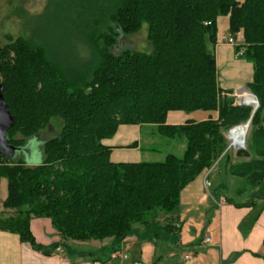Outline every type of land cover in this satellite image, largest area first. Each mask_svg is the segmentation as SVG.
Returning <instances> with one entry per match:
<instances>
[{
    "label": "trees",
    "instance_id": "16d2710c",
    "mask_svg": "<svg viewBox=\"0 0 264 264\" xmlns=\"http://www.w3.org/2000/svg\"><path fill=\"white\" fill-rule=\"evenodd\" d=\"M98 15L106 22L96 25L107 29L97 35L98 56L88 71L54 60L33 39L8 36L0 46V84L15 121L9 144L25 147L52 118L63 119L60 134L44 142L40 162L0 153L4 207L11 210L0 216V230L44 252L30 228L33 218L51 219L60 236L55 249L110 238L116 251L140 230L178 244L182 191L222 160L251 189L250 201L226 195L225 201L253 206L256 219L264 208V0H117ZM220 17H228L232 37L242 35L236 53L253 65L246 87L259 101L254 113L222 93L215 55ZM144 24L151 52L115 50L122 35ZM171 111L210 114L171 125ZM250 118L251 156L233 163L226 132ZM121 125L155 126L161 136L183 140L185 150L161 162H114L104 140Z\"/></svg>",
    "mask_w": 264,
    "mask_h": 264
},
{
    "label": "rangeland",
    "instance_id": "374dc122",
    "mask_svg": "<svg viewBox=\"0 0 264 264\" xmlns=\"http://www.w3.org/2000/svg\"><path fill=\"white\" fill-rule=\"evenodd\" d=\"M115 2L117 0H0V46L7 43L8 36L33 39L43 45L54 60L62 61L76 70L88 71L94 66L98 56L97 35L107 29L105 26L96 25L99 21L106 22V17L98 14L103 7L113 5ZM226 37L224 36L222 40L226 41ZM232 38L234 39L233 43L226 42L232 45L236 51L237 44L242 42V35L239 34ZM118 46L115 49L117 52L126 48L151 52L153 48L147 37V25L144 24L137 33L122 35ZM235 57L244 59L247 61L245 63L252 68V63L244 57H240L238 54ZM221 74L219 79L224 82ZM248 83H241L240 87L232 92L227 93L221 90L226 98L234 100L236 104L242 100L248 102L249 93H252L246 87ZM243 88L246 90H242ZM250 107L254 111V105ZM62 126L63 119L52 118L46 128L25 144L27 150L17 152L15 160L24 159L29 165L40 162L43 158L44 142L59 135ZM152 129L149 125L142 128L140 145L144 154L141 160L161 162L170 153L178 156L183 154L186 146L183 140L167 138L156 131L151 133ZM17 137H21L20 134H17ZM227 140V151H231V159L235 163L236 149L233 148L228 137ZM226 169H228V163L224 160L220 161L214 168L200 175L191 184V187H195L192 193L188 192L189 188L181 193L180 205L175 214L180 217L182 226L185 224L184 227L187 230L183 239L186 240L194 235L193 228L200 231L198 240L192 244L181 241L178 244H173L163 239L144 237L140 230L139 234L128 236L116 251H113L111 247L110 238L85 242L71 240L68 243L69 246L63 247V250L66 251L69 258L77 259L79 257L77 254L82 253L81 255L84 256L80 257L89 259L91 263L97 260L101 264H185L191 260H186L184 255L196 252L202 261L204 259L208 261L213 257L206 254L211 243L203 242L202 236H205L209 224H218V207L214 200H221L222 194H226L227 197L240 203L251 199V189L249 190L248 186H245L243 179L232 176L226 172ZM204 177L210 182V185L205 186ZM200 179L202 184L199 183ZM222 184L227 185V189ZM6 195L7 180L3 178L0 184V216L11 214V210L4 207ZM246 221L249 220L246 219ZM206 236H210V234L207 233ZM193 244L197 247L196 251L191 249Z\"/></svg>",
    "mask_w": 264,
    "mask_h": 264
},
{
    "label": "crops",
    "instance_id": "0c3cea01",
    "mask_svg": "<svg viewBox=\"0 0 264 264\" xmlns=\"http://www.w3.org/2000/svg\"><path fill=\"white\" fill-rule=\"evenodd\" d=\"M228 30V17H220L218 19V44L215 46V53L218 74L222 73L224 79V82L219 79L220 87L227 93L240 87L241 83L250 82L253 77V66L251 68L245 63L247 61L236 58L237 54L234 47L226 42L227 38L226 41L222 40L224 36L230 37ZM209 114L204 111L193 113L171 111L167 116V123L180 125L188 119H205ZM145 126L147 125H121L113 137L104 140V143L111 147L110 158L112 161H143L141 159L144 153H142L140 143L141 131ZM149 126L153 128L151 133H154L155 126ZM204 182L206 186L205 177ZM199 183L202 184L201 179ZM191 184L182 192L189 188L188 192L192 193L195 187H191ZM222 185L226 186L225 189H227V185ZM222 195L221 200H214L218 207V224H209L205 236H202L203 242L211 243L206 254L213 257L208 261L205 259L202 261L199 258L200 255L196 254L197 252L185 254L184 258L186 255H190V258L185 259L191 260L185 264H264V208L256 219H252V216L256 214L253 206L238 207L225 201L226 194ZM246 219L249 221L245 222ZM184 226H182L180 241L192 244L198 240L200 231L195 228H193L194 235L192 234L193 236L184 240L183 237L187 232ZM30 228L37 243L44 246L46 252L36 250L29 243L22 242L16 233L0 230V264H101L96 260L91 263L89 259L80 257L84 256L81 255L82 253L77 254L79 255L77 259L69 258L62 245L55 249L53 246L59 243L60 236L50 218H33ZM207 233L210 236H206ZM206 237L210 238L209 242L205 241ZM195 248L197 247L193 244L191 249L196 251Z\"/></svg>",
    "mask_w": 264,
    "mask_h": 264
},
{
    "label": "water",
    "instance_id": "95a60500",
    "mask_svg": "<svg viewBox=\"0 0 264 264\" xmlns=\"http://www.w3.org/2000/svg\"><path fill=\"white\" fill-rule=\"evenodd\" d=\"M3 89L4 86L3 84H0V153L4 154L5 156L9 158H15L17 152H23L27 150L25 147H15L11 144H9V139H8V132L9 130L14 126V118L10 112L9 105L6 103L3 95ZM242 90H246V88H243ZM240 90V91H242ZM253 97V102H245L241 101L240 103H237L238 105H246V106H253L254 105V111L253 113L257 110L259 107V101L257 97L250 93ZM252 118H250L246 123L238 125L230 130L227 131V137L231 140L230 134L232 131H234L237 128L240 127H246L247 132L250 127ZM247 132L242 135V140L241 143H233L231 142V145L233 146L234 149H236V155L239 158H249L251 156L250 152L246 148V136ZM232 141V140H231Z\"/></svg>",
    "mask_w": 264,
    "mask_h": 264
},
{
    "label": "bare ground",
    "instance_id": "6f19581e",
    "mask_svg": "<svg viewBox=\"0 0 264 264\" xmlns=\"http://www.w3.org/2000/svg\"><path fill=\"white\" fill-rule=\"evenodd\" d=\"M250 94V93H249ZM253 97H252V95L250 94L249 95V101L248 102H250V101H252L253 102ZM242 101H244V100H242ZM246 102V101H245ZM247 132V129H246V127H240V128H237V129H235L234 131H232L231 132V134H230V138H231V142H233V143H241V140H242V135L243 134H245Z\"/></svg>",
    "mask_w": 264,
    "mask_h": 264
},
{
    "label": "built area",
    "instance_id": "2783aa9c",
    "mask_svg": "<svg viewBox=\"0 0 264 264\" xmlns=\"http://www.w3.org/2000/svg\"><path fill=\"white\" fill-rule=\"evenodd\" d=\"M227 38V41L230 42V43H233L234 42V39L232 37H226ZM206 183L209 185V181L206 180ZM205 241L206 242H209L210 241V238L209 237H206L205 238ZM186 259L190 258V255H186L185 256Z\"/></svg>",
    "mask_w": 264,
    "mask_h": 264
}]
</instances>
